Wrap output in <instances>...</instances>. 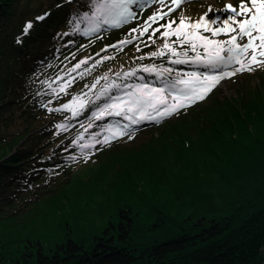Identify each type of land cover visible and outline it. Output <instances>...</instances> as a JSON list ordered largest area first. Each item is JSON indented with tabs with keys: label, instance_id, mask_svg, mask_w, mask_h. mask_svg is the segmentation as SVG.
I'll use <instances>...</instances> for the list:
<instances>
[{
	"label": "trees",
	"instance_id": "trees-1",
	"mask_svg": "<svg viewBox=\"0 0 264 264\" xmlns=\"http://www.w3.org/2000/svg\"><path fill=\"white\" fill-rule=\"evenodd\" d=\"M92 10L91 0H0V201L14 200L0 212V264H264V89L221 99L215 87L171 119L132 125L141 143L105 144L110 127L129 123L95 118L109 96L160 87L146 66L174 76L186 65L163 49L165 28L141 34L134 21L91 32L83 14ZM176 39L178 52L188 47ZM75 97L73 116L62 105ZM86 151L97 173L75 188L46 187L51 170L84 162ZM32 193L41 197L17 210ZM97 195L96 208L84 203Z\"/></svg>",
	"mask_w": 264,
	"mask_h": 264
},
{
	"label": "snow or ice",
	"instance_id": "snow-or-ice-1",
	"mask_svg": "<svg viewBox=\"0 0 264 264\" xmlns=\"http://www.w3.org/2000/svg\"><path fill=\"white\" fill-rule=\"evenodd\" d=\"M151 2H156V0H151ZM189 2L190 0H172L176 8ZM159 3L164 4L165 0H159ZM144 4L145 0H91L93 10L91 14L84 13L83 20L89 22L91 32L99 31L103 25L120 26L136 17V13L132 10L133 5L143 7ZM176 8H169L168 12H155L148 17V20L155 23L165 19ZM208 11H212L211 6ZM224 11L230 12L231 15L223 20L219 17L210 20L206 12L195 21L191 17L181 15L178 23L176 20H169L166 24L160 25V28L166 29L161 33L165 38L163 49L171 52L173 56L183 57V59H175L173 63L203 65L209 71L176 72L172 76L173 69L165 68L157 71L155 65L146 66L145 72L155 71L156 75L161 78V86L129 85L127 86L129 90L122 96H109L110 102L97 108L94 113L95 118L118 116L126 118L129 123L119 127H110L107 130L109 135L105 136L103 143L107 144L112 139L125 135L132 138L131 132L128 131L132 125L139 124L143 120H159L169 117L180 109L204 100L226 77L235 76L237 72L244 70L251 71L252 65L264 64V59H261L264 58V0H240L238 7L229 3ZM37 19L43 20L44 17L40 16ZM150 26V24L143 26V31L147 32ZM32 27V22H27L23 33L26 35ZM160 28L154 31L159 32ZM132 31L135 32L137 29ZM221 35L226 36L227 39H217ZM173 36L177 38L173 43L181 47L188 45V48L178 52L172 44L168 43V39ZM245 40L246 42L242 43ZM128 42V40L121 41V43ZM189 51L194 55L190 56ZM164 54V50L151 53L152 56ZM230 65H238V67H234L232 71H224ZM125 75H135V73ZM112 87L119 88L120 86L113 84ZM108 92L109 90L105 89L101 95H108ZM99 98L98 96L97 99ZM79 99L75 97L70 103L62 105V108L72 110L73 116L78 115L79 112L73 110L72 105L76 104ZM84 107V103L79 105L80 110ZM59 127H64V125H59ZM96 143L100 141L97 140ZM93 146L92 144L86 145V147Z\"/></svg>",
	"mask_w": 264,
	"mask_h": 264
},
{
	"label": "rangeland",
	"instance_id": "rangeland-1",
	"mask_svg": "<svg viewBox=\"0 0 264 264\" xmlns=\"http://www.w3.org/2000/svg\"><path fill=\"white\" fill-rule=\"evenodd\" d=\"M233 4L234 6H239L240 0H190L189 3L182 4L180 7L176 8V6L172 3V0H165L164 4L159 3V0H156V2H151V0H145V4L143 7H140L139 5H133L132 10L136 13V17L134 19H131L130 21L127 22V24H131L134 21H137V23H142L143 26L146 24H150L151 26L149 27L148 30L154 31L157 27H160L158 25L161 23L160 20L157 21V23H153L148 20L149 16H152L153 13L155 12H165L169 10V8H176L174 12H171L173 15L177 14L181 17V15L185 17H191L193 21L199 19L201 16H203L206 12L208 13V18L215 19L219 17L220 20H223L227 18V16L231 15L230 12L224 11V8L227 4ZM209 6H211L212 11L209 12ZM177 16V15H176ZM163 25V24H161ZM146 32L141 31V34H145ZM205 35H209L208 33H204ZM217 39H227L226 36L221 35L217 37ZM165 43L164 41H160ZM246 42L245 41H242ZM186 48H183L182 50L184 51ZM189 55H194V53L189 51ZM183 59V57H180ZM177 59V58H175ZM174 59V60H175ZM264 59V58H261ZM173 60V61H174ZM186 65L185 69H179L180 73H188V72H205L209 71V69H206L205 71L200 70L197 66V64H184ZM234 67H238V65H230L224 69V71H232ZM246 79H249V84L248 87H246ZM213 92L215 96L220 97L221 99L223 98H231V97H236L240 92L244 90V88H257L261 87L260 89H264V67L261 65H252V70H244L242 72H237L235 76L232 77H226L224 80H222ZM174 115L169 116L168 118L171 119L173 118ZM168 119V120H169ZM149 120H143V122H147ZM136 125V124H135ZM131 131V137L127 136L125 138V142L128 144H139L143 141V138L141 137L140 133L137 132L136 129H130ZM96 147L91 148L90 151L95 150ZM88 152L86 151L85 154V160L77 162L74 165H71L68 167L66 170H51L48 174V178L45 181L44 184H51L50 186H46L48 188L54 187V183L57 182V186L54 187L53 191H57L59 188H61L63 185L67 186V188H70L72 186L78 184V182L81 179H87L90 176H93L95 173H97L100 169L101 162H98L97 157H87ZM73 160L76 161L77 156L73 157ZM62 171V173H60ZM63 175L62 178L59 179V175ZM41 197L40 193H32L31 195H26L25 200L21 203V207L17 208V210H23L24 213H27L31 207L32 203H34L36 200H38ZM3 202L0 201V212L6 211L9 212L12 210L11 204L12 202L14 203V200L11 201H5ZM84 203L86 204H91L97 207L98 204L103 203V196L102 195H97L94 199L91 201L89 198L84 200ZM27 215V214H26Z\"/></svg>",
	"mask_w": 264,
	"mask_h": 264
}]
</instances>
